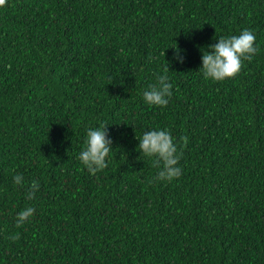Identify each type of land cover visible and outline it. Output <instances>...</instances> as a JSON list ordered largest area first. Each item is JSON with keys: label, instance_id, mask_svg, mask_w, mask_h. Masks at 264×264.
I'll return each mask as SVG.
<instances>
[{"label": "trees", "instance_id": "trees-1", "mask_svg": "<svg viewBox=\"0 0 264 264\" xmlns=\"http://www.w3.org/2000/svg\"><path fill=\"white\" fill-rule=\"evenodd\" d=\"M245 29L258 53L205 79L203 51ZM165 68L172 96L149 105ZM101 126L113 151L93 176L79 155ZM152 130L182 153L178 179L137 151ZM0 264H264V0H7Z\"/></svg>", "mask_w": 264, "mask_h": 264}, {"label": "clouds", "instance_id": "clouds-1", "mask_svg": "<svg viewBox=\"0 0 264 264\" xmlns=\"http://www.w3.org/2000/svg\"><path fill=\"white\" fill-rule=\"evenodd\" d=\"M6 6L7 0H0V8ZM173 48L176 49V59L183 63L179 46ZM210 49L211 51H203L202 68L199 72L205 79L217 82L235 78L241 72L243 62L250 60L259 51L256 46L255 35L247 29L238 36L220 38L218 43L210 46ZM168 71L169 68H165L163 74L156 77V83L149 85L148 89L144 91L143 98L149 105L157 107L168 105L169 98L172 96V85L169 82ZM137 139L140 141L137 151L141 152L143 157L151 158L153 166L160 169L156 180L171 182L181 176L182 169L178 165L182 153L178 151L169 131L152 130L145 132L142 138L137 137ZM186 144L187 139L185 138L184 145ZM111 145L112 141L108 139L107 127L101 126L97 129L88 130L85 148L81 151L79 160L91 175L95 176L98 172L108 168L107 158L113 151ZM14 182L16 185H23V176L16 175ZM39 187L38 182H32L26 193L29 200L34 199ZM34 212L33 207L22 210L16 217V227H22L34 215ZM11 238L19 239V234Z\"/></svg>", "mask_w": 264, "mask_h": 264}]
</instances>
